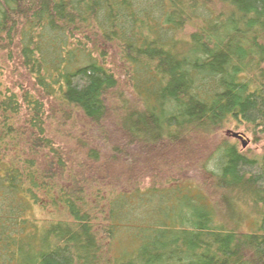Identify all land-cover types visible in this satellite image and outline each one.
Instances as JSON below:
<instances>
[{
    "label": "trees",
    "instance_id": "trees-1",
    "mask_svg": "<svg viewBox=\"0 0 264 264\" xmlns=\"http://www.w3.org/2000/svg\"><path fill=\"white\" fill-rule=\"evenodd\" d=\"M228 121L264 133V0H0V264H264Z\"/></svg>",
    "mask_w": 264,
    "mask_h": 264
},
{
    "label": "rangeland",
    "instance_id": "rangeland-1",
    "mask_svg": "<svg viewBox=\"0 0 264 264\" xmlns=\"http://www.w3.org/2000/svg\"><path fill=\"white\" fill-rule=\"evenodd\" d=\"M108 60L114 64L115 62L117 63V59L114 57V55L109 56ZM108 64L110 65L109 62ZM110 66L113 67L112 65ZM11 74H12L11 78L13 79V81H17L19 79V75L22 73L21 72L19 73L11 72ZM116 74L119 77L121 76V72L117 71V69H116ZM121 78H122L121 80L119 79V87L121 91L125 95L128 96L129 90L128 88L125 87L124 82H123V80L125 79L123 77ZM235 135H237V137H235ZM221 136L225 138V140L228 143L234 144L238 148V150L247 154L249 157L257 159V158L264 156V133H262L260 130H253L250 127L241 126L237 124L236 122L228 121L225 124V127L221 133ZM214 138L215 140L211 139L208 141V143L213 144L217 142V140L219 139V137L217 136ZM243 144L245 145L244 148H243ZM203 154H204V150L198 149L194 157L190 158L188 161H185L183 163L182 171L184 175L183 177L184 180L195 181L197 183L199 182L200 178L198 176L199 174L197 173V167H198L199 162L202 160ZM116 167L117 166H114V172H116ZM140 176H144V174L141 173ZM203 187H204V190L208 192V194L209 193L213 194V192L208 188V186L207 187L203 186ZM214 198L215 197L213 196V199ZM224 212L227 213V215L229 216L232 214L231 208L229 207H228V210L225 209ZM249 228L251 227H246L247 230H249Z\"/></svg>",
    "mask_w": 264,
    "mask_h": 264
},
{
    "label": "water",
    "instance_id": "water-1",
    "mask_svg": "<svg viewBox=\"0 0 264 264\" xmlns=\"http://www.w3.org/2000/svg\"><path fill=\"white\" fill-rule=\"evenodd\" d=\"M235 137H237V135H235ZM245 147V145L243 144V148Z\"/></svg>",
    "mask_w": 264,
    "mask_h": 264
}]
</instances>
